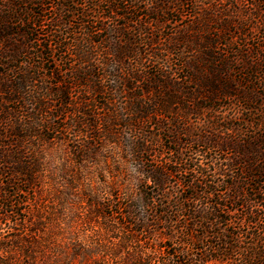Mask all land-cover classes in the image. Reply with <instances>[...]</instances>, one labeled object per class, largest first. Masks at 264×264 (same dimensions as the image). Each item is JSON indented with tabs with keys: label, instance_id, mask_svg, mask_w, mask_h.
<instances>
[{
	"label": "trees",
	"instance_id": "1",
	"mask_svg": "<svg viewBox=\"0 0 264 264\" xmlns=\"http://www.w3.org/2000/svg\"><path fill=\"white\" fill-rule=\"evenodd\" d=\"M58 1L59 7L52 22L57 26V31L68 25L73 15L80 18L79 41H74L72 45L76 61L80 64L74 76L77 82L85 84V87L95 82V86L103 91L99 78L91 81L98 77L95 69H86L85 65H107V73H103L101 80L111 81L113 85L114 96L107 98L110 102L109 112L113 113L120 126H129L130 130L143 128V132L131 133L126 138V153L134 166L129 177L140 190L131 194L134 199L130 198L125 211L119 213L122 220L118 222L122 228L102 244H88L75 249L73 258L78 261L77 264H264V63L247 65L250 74L257 71L259 75L255 77L256 81H249L248 87H243L231 72L234 65L219 63L224 56L216 53L215 48L224 36L215 38L209 31L204 33L202 28L195 35L196 28L187 26L167 37L170 39L168 52L178 46H182L183 52L195 50L198 46L199 60L205 65H191L192 69L187 74L189 79L174 78L157 71L148 77L151 78L149 83L136 86L133 79L139 80L143 71L135 68L131 59H136L138 55L142 60L145 51L138 48L139 43L146 44L142 40L149 38L147 45H150L154 56L160 57L159 52L164 50L161 46L152 49V45H160V38L151 36L148 23L137 25L134 35L127 37L123 43L113 37L110 40L103 36L95 39V35H103V32L112 34L122 30L106 22L115 16L118 0H92L90 9L82 11L78 10L84 6L80 0ZM103 1L108 3L110 12L108 15L102 11L98 16L93 12L95 8H101L99 2ZM191 2L194 3L193 0ZM169 3L171 0H156L153 12L158 10L159 13L168 6L169 13L172 8ZM122 15L125 17L127 13ZM11 16L9 18L13 20ZM42 17V11H34L33 18L19 21L18 26L24 27H18L16 33L19 31V35H23V32H33L36 35L34 28L38 31L37 26L45 25ZM170 19L165 16L161 24ZM11 20L7 17L4 40L11 48L10 52L24 53L31 47L30 42H21L19 38L20 43L10 41L14 28ZM201 25L207 26V30L210 28L206 21ZM144 33L145 38L142 36ZM114 36L119 37L117 33ZM229 39L233 40V36ZM32 40L37 46L36 56L43 57L54 47L52 42L43 43L39 37L34 36ZM54 40L61 51L71 45L62 37ZM101 52L108 53V60H101ZM256 55H260L258 50ZM8 56L13 58L14 55L10 53ZM125 58H129L130 62H125ZM263 58L264 55L258 57V61H264ZM41 69H19L15 77L3 78L0 82V94L3 93L0 104L6 101L14 103L9 108L3 103V114L0 113V126L3 125L0 159L4 167L12 170L9 184L19 179L31 185L37 184L49 159L37 158V153L30 154L26 143L35 146L37 140L41 147V142L54 140V135L44 133L45 129L52 130L51 119L63 115L68 106H72L69 97L72 85L60 79L51 81L56 85L53 87L44 80L46 75ZM59 73L57 68L51 70L53 76ZM233 96L250 102L247 108L250 115L237 116L240 118L238 122L233 121L232 116L225 124L220 119L216 121L213 116L209 120V127L198 133L189 122L183 125L175 119L173 125L166 123L172 121L171 116L180 114L186 118L191 115L204 116L208 110L225 106L215 105L219 100ZM52 106L56 111L50 114ZM80 112L87 114L84 109ZM82 122L87 124L88 131H92L96 124L94 119L89 118ZM80 124L81 121L75 123L76 126ZM104 124L109 139L116 142L123 139L120 132L111 129V122L104 120ZM216 124L222 126L215 127ZM220 127L224 130L221 131ZM183 135L186 136L185 142L181 140ZM159 136L165 142L169 140L174 144L168 147L166 153L161 150L157 152L155 148L161 138ZM201 142L210 149H232L233 152L229 157L212 159L211 162H206L198 154H184L183 145L193 146ZM93 148L89 144L79 148L81 158H93V154H96ZM163 154H170L171 157L163 159ZM121 158L125 160L119 159L118 168H128L127 156L122 155ZM172 178H176L175 195L169 191ZM7 191L11 192L10 186ZM104 212L107 219V212ZM66 264H69V260Z\"/></svg>",
	"mask_w": 264,
	"mask_h": 264
},
{
	"label": "rangeland",
	"instance_id": "2",
	"mask_svg": "<svg viewBox=\"0 0 264 264\" xmlns=\"http://www.w3.org/2000/svg\"><path fill=\"white\" fill-rule=\"evenodd\" d=\"M195 1L193 0L194 3H192L191 0H178V2L171 0L169 4L172 8L169 13H167L168 6L163 7V10L157 13L158 10L153 12L156 0H118L115 16L108 18L110 20L106 22L122 29L119 33L116 32L119 37L114 36L116 33L103 32V35H95V39L103 36L110 40L113 37L123 43L127 37L134 35L137 25L148 23L147 27L152 30L151 36L160 38V45H152V49L161 46L164 50L159 52L160 57L154 56L150 45H147L149 38L142 40L146 44L139 43L138 48L142 52L145 51L142 60L136 55L137 58L134 60L132 58L131 63L135 68L143 71L139 80L133 79V84L140 86L149 83L151 78L148 77L157 71L168 73L174 78L186 79L188 71L192 69L191 65H205L199 60L198 46L193 47L195 50L191 49L192 51L187 50V52H183L182 46H178L168 52L170 39L167 37L173 35L171 33H178L187 26V28L194 26L196 28L194 33L197 35L202 28L204 33L209 31L215 38L224 36L215 48L216 53L224 56L219 63L234 65L231 72L233 71V75L243 87H248L249 81H256L255 77L259 73L255 71L250 74L247 65L258 66L264 63V61H258V57L264 55V0ZM80 2H83L84 6L79 7V11L90 9L92 5V0L90 2L80 0ZM58 3V0H0V82L15 77L19 69L42 67L41 70L46 75L43 79L53 87L56 85L52 82L60 79L73 87L70 89L69 96L72 106L69 105L63 115L51 119L52 130H47L48 128H44L46 132L43 130L46 135H54V140L48 143L41 142V147L37 140H35V146L30 145V142L26 143V149L31 152L30 154L37 153V158L40 156V159L44 157L49 159L46 170L36 185H31L21 179L9 184L12 179V170L10 167H4L3 160L0 159V264H66L68 260L69 264H77L78 261L73 258V252L79 246L102 244L119 233L122 228L118 222L122 220L119 213L124 212L127 203L131 202V194H136L140 190L132 184L129 177L134 166L132 159L126 153V138L131 133L143 132V128L130 130L129 126H120L116 117L112 115L113 113L109 112L110 102L107 98L114 96L113 85L111 81L101 80L103 73H107V65H85L86 69L89 67L95 69L98 77L94 78L95 80L91 78L93 79L91 81H97L99 78L98 81L103 91L95 86V82H91L90 87L88 84H86L88 87H85V84L77 82L74 76L80 64L76 61L72 45L79 41L80 18L78 15H73L70 17L69 24L66 25L67 28L63 26L57 31V26L52 25V22L56 17ZM99 5L101 8H95L93 13L100 16L102 11L106 14L110 12L107 2H99ZM34 11H42L45 25L37 26L38 31L34 28L36 35L33 32L30 34L23 32V35H19V31L16 33L19 28L24 27L18 26L19 21L33 18ZM124 13H127V16L124 17L122 15ZM9 15H12L13 20L9 18ZM165 16L171 19L161 24ZM7 17L14 26L10 41L20 43L19 40L21 42L29 40L30 42L31 47H28L24 53L10 52L11 48L4 40V25ZM68 18L69 15L66 21ZM205 21L210 25L209 30L207 26L201 25ZM125 26L128 28L124 30ZM71 32L72 37H69ZM34 36L39 37L43 43L52 42L54 47L51 52H45V58L34 55L37 51L35 40H32ZM142 36L147 37L146 33ZM230 36H233V40H228ZM56 37H62L63 41H69L71 45L61 51L58 46H55ZM235 47H237L236 50ZM102 49L103 46H101ZM257 50L260 55H256ZM10 53L14 55L13 58L7 57ZM99 55L101 60H108V53L101 52ZM124 61L130 62V59L125 58ZM135 62L140 63L135 64ZM53 68L59 70L58 76L51 74ZM134 74L139 73L134 72ZM239 97L233 96L219 100L215 105L224 104L225 106H217L218 108L212 111L208 110L204 116L191 115L186 118L180 114L171 116L172 121L168 120L166 123L173 125L175 119L183 125L189 122L193 124V128L198 133L203 128L209 127V120L213 116L216 121L220 119V122L225 124L232 116H234L233 121L238 122L240 118L237 116L248 117L250 115L247 110L250 102ZM200 101L205 103L203 100ZM3 103L8 108L14 105L9 101L2 102L0 104L1 114H3ZM116 104L119 105L120 102L117 101ZM83 109L87 112L86 115L81 114L80 111ZM52 111L54 113L56 111L54 106L51 107L50 114ZM88 118L96 121L92 131H88L87 124L82 122L87 121ZM104 120L111 122L113 125L111 129L114 132H120L123 139L120 138L119 142L109 139L110 136L105 131ZM76 121H81L80 126L75 125ZM216 126L222 125L216 124ZM152 129L157 134L159 133L156 128ZM220 129L224 130L221 127ZM0 132L3 133V125L0 126ZM159 138L155 146L157 152L161 150L166 153L170 145L174 146L169 140L165 142L162 136ZM1 139L0 143H3V138ZM185 139L186 136L183 135L181 140L185 142ZM88 144L94 147L93 152L96 154H93V158L85 159L83 156L84 159H82L79 148ZM183 146L184 154H198L201 158H205L206 162L220 157H229L233 152L232 149L227 151L213 147L210 149L204 142L193 146ZM122 155L127 156L129 160L126 169L118 168V161L122 159ZM163 156L166 160L171 157L170 154H163ZM175 180L176 178H172L169 183V191L172 195H175L177 191ZM9 186L11 192L7 191ZM17 187H19L18 190ZM104 211L107 212V219Z\"/></svg>",
	"mask_w": 264,
	"mask_h": 264
}]
</instances>
